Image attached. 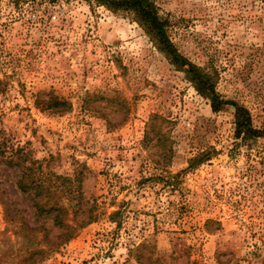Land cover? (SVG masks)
Returning a JSON list of instances; mask_svg holds the SVG:
<instances>
[{
	"label": "rangeland",
	"instance_id": "1",
	"mask_svg": "<svg viewBox=\"0 0 264 264\" xmlns=\"http://www.w3.org/2000/svg\"><path fill=\"white\" fill-rule=\"evenodd\" d=\"M152 1L261 135L237 136L131 13L0 0V264H264V0ZM61 220L79 226L48 248Z\"/></svg>",
	"mask_w": 264,
	"mask_h": 264
},
{
	"label": "trees",
	"instance_id": "2",
	"mask_svg": "<svg viewBox=\"0 0 264 264\" xmlns=\"http://www.w3.org/2000/svg\"><path fill=\"white\" fill-rule=\"evenodd\" d=\"M98 4L104 5L112 11H126L133 15L134 20L157 42L161 51L165 52L168 57H170L171 62L184 70L187 78L194 84L197 91L203 96L210 99V107L213 112H217L221 109L223 105H232L235 108V132L237 136H242L243 138H257L261 135V132L252 126L250 115L245 107L239 106L233 101L223 99L219 94H217L213 89V82L211 77L201 71L196 65L190 63L185 59L180 53L177 52L176 48L170 41L164 21L160 18L157 6L152 0H93ZM54 105L61 107L60 110H64L67 103L63 100L55 99ZM32 178V177H30ZM33 180H36L35 178ZM18 188L20 191L25 192L26 187L24 181L18 182ZM40 212H48V210L53 209L58 212L54 218L57 220L59 216L65 214L61 207H49L48 209L41 207L35 202L34 205ZM117 212L111 213V217ZM93 218L92 213H90L88 219L82 223H89ZM61 226H63L64 237L60 241H46L45 246L48 248L55 247L61 242H65L70 237H72L77 230L79 225L73 226L66 220L57 221ZM43 252V250H42ZM32 254V253H31ZM140 264H144L139 261ZM148 264H156L153 260H148Z\"/></svg>",
	"mask_w": 264,
	"mask_h": 264
}]
</instances>
